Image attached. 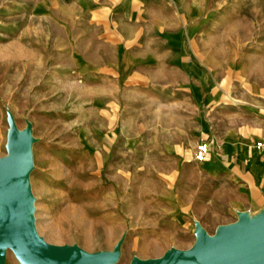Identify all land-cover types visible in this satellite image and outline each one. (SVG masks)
Instances as JSON below:
<instances>
[{
    "label": "rangeland",
    "instance_id": "obj_1",
    "mask_svg": "<svg viewBox=\"0 0 264 264\" xmlns=\"http://www.w3.org/2000/svg\"><path fill=\"white\" fill-rule=\"evenodd\" d=\"M138 1L119 25L113 0L99 11L0 0V158L11 117L29 129L36 234L88 254L120 244L111 264L186 250L196 227L215 233L168 211L177 163L194 160V73L207 93L264 107V0ZM115 47L126 56L118 71ZM4 264H20L9 248Z\"/></svg>",
    "mask_w": 264,
    "mask_h": 264
},
{
    "label": "crops",
    "instance_id": "obj_2",
    "mask_svg": "<svg viewBox=\"0 0 264 264\" xmlns=\"http://www.w3.org/2000/svg\"><path fill=\"white\" fill-rule=\"evenodd\" d=\"M111 1L77 0L92 11L109 8ZM138 2L113 0L111 10L116 23L120 25L129 14L132 18ZM123 53L115 47L114 56L120 59L115 66L117 71L124 63ZM194 76L192 87L199 88L197 98L192 87L190 93L196 113H192L186 128L193 134L191 143L195 147L207 144L209 153L201 162L192 159L177 163L180 171L175 190L169 195L168 211L181 222L190 218L202 225L209 224L214 233L218 226L236 222L238 213L257 216L264 209V151L256 146L264 139V107L259 108L246 93L234 90V98L225 91L207 93L204 77L197 73Z\"/></svg>",
    "mask_w": 264,
    "mask_h": 264
},
{
    "label": "water",
    "instance_id": "obj_3",
    "mask_svg": "<svg viewBox=\"0 0 264 264\" xmlns=\"http://www.w3.org/2000/svg\"><path fill=\"white\" fill-rule=\"evenodd\" d=\"M7 154L0 158V264L9 248L20 264H111L112 252L88 254L74 246H53L35 232L33 198L28 174L31 169L29 129L18 131L8 118ZM131 264H264V209L249 219L220 225L213 235L196 227L195 241L186 250L169 249L160 258L133 260Z\"/></svg>",
    "mask_w": 264,
    "mask_h": 264
},
{
    "label": "built area",
    "instance_id": "obj_4",
    "mask_svg": "<svg viewBox=\"0 0 264 264\" xmlns=\"http://www.w3.org/2000/svg\"><path fill=\"white\" fill-rule=\"evenodd\" d=\"M263 141V140H262ZM257 148L264 151V141L257 143ZM209 153V146L205 143H199L196 145L194 150V160L197 162L203 161Z\"/></svg>",
    "mask_w": 264,
    "mask_h": 264
},
{
    "label": "bare ground",
    "instance_id": "obj_5",
    "mask_svg": "<svg viewBox=\"0 0 264 264\" xmlns=\"http://www.w3.org/2000/svg\"><path fill=\"white\" fill-rule=\"evenodd\" d=\"M232 100V99H231Z\"/></svg>",
    "mask_w": 264,
    "mask_h": 264
}]
</instances>
